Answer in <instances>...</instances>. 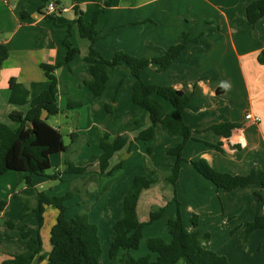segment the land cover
Wrapping results in <instances>:
<instances>
[{"label":"crops","instance_id":"crops-1","mask_svg":"<svg viewBox=\"0 0 264 264\" xmlns=\"http://www.w3.org/2000/svg\"><path fill=\"white\" fill-rule=\"evenodd\" d=\"M51 1L56 4V11L47 13L46 7ZM107 1L111 2L110 5L98 16L99 38L95 43V48L105 58H112L120 50L138 57L153 58L177 43L184 32L200 36L198 41L188 44L168 69L159 71L157 65L151 63L142 72L144 80L149 83L171 85L191 95L190 103L184 110V119L192 128L194 139L188 141L184 150L187 160L183 163L176 186L165 184L159 169L172 168L176 157L169 154L168 149L179 144L183 138L170 136L158 125L157 134L152 140H135L139 132L151 124V119L146 110L132 101L133 75L124 67L116 68L104 95L97 98L91 96L84 84L89 77L85 57L91 42L80 35L76 24L70 26L77 16L74 7L82 10L84 20L89 22L95 10ZM252 1L49 0L44 3L43 0H0V41L9 48L8 58L0 63V124L17 128L19 124L11 120L10 113H26L30 107L29 103L18 105L9 101L10 79L15 78L25 85L30 100L46 90L50 82L41 63L54 65L62 62L67 53L64 40L70 34L71 41L79 47L80 52L69 65L60 66L55 71L61 82L58 97L61 112L58 115L67 117L70 110H79L80 115L85 109L91 111L93 118L84 125L83 115L80 116L78 128H70L69 134L75 143L86 133L88 143L92 137L99 148L93 153L90 146L85 145L80 152L84 157L79 162L85 164L92 156V169L87 168L83 174L69 173L73 175L67 178L74 181L79 175L85 177L92 171L102 174L99 165L101 137L96 130L98 125H109L112 133L127 134L131 139L127 146L112 156L110 169L121 161L124 153L128 152L129 158L136 156L137 159V164L121 166L126 168L123 174L116 171L119 173L116 180H119L120 187L119 184L116 187L115 183L105 196L106 201H110L103 214L108 218L105 223L111 233L110 242L115 234L113 226L123 216V197L133 178L136 174L150 175V170L155 169L158 180L140 194L139 219L148 222L155 207L166 208L159 219L146 224V238L162 234L170 242V233L165 230L159 233L157 228L167 226L168 220L177 214L175 194L183 205L186 201L184 195L193 193V201L187 203L186 207L187 213L198 216V224L195 227L182 211L187 229L197 230L200 235L209 234L204 246L225 255L231 264H264V229H254L244 240L241 235L248 222L264 214V185L253 183L233 190L218 188L200 174L191 162L204 158L219 171L239 175L248 174L254 167L264 171V64L258 60L264 50V16L255 25L249 21L246 9ZM122 80L124 83L120 86ZM64 92L71 93L83 105L68 109ZM108 104L114 106L111 112L106 109ZM163 104L167 111L172 109V105L165 100ZM247 113L260 116L261 121L246 119ZM43 117L61 131L59 119L54 124L46 112ZM134 119H138V122ZM222 122L238 123L239 127L225 137L211 129ZM217 143L222 150L210 145ZM149 147H152L151 152L148 151ZM68 150L52 154V167L55 165L56 171H64ZM143 157L147 159L145 165L140 162ZM68 160L79 165L76 160ZM49 175L39 176L44 180L37 179L36 183L32 176L31 188L23 187L20 191L11 183L17 178L26 177V172L11 170L0 176V180L7 183L3 190L6 198L0 196V201L6 199V205L0 210L2 225L12 220L6 216L10 206L13 205L11 209L17 211L23 203L21 196L32 197L33 187L36 190L38 185L50 182L52 178ZM60 177L64 178V175ZM86 188L90 194L91 185ZM32 203L34 206L35 197ZM50 207L53 206H46L45 222L47 210L53 222L48 227L44 222L41 229L45 253L52 248L50 230L58 216V209ZM3 231L5 228H0V264L17 250L25 248L15 237L17 235L11 234L14 237L8 238L1 234ZM11 247L17 249L12 251ZM130 252L134 257H139L149 251L144 249L143 254L134 250ZM181 262L190 264L186 259L177 264Z\"/></svg>","mask_w":264,"mask_h":264},{"label":"trees","instance_id":"trees-1","mask_svg":"<svg viewBox=\"0 0 264 264\" xmlns=\"http://www.w3.org/2000/svg\"><path fill=\"white\" fill-rule=\"evenodd\" d=\"M44 3L49 0H43ZM110 1L95 10L92 19L86 22L83 11L75 8L76 18L70 26L76 24L82 37L90 40V49L85 57L89 77L84 80L93 98L103 96L106 86L112 73L118 67L126 68L134 77L132 84V101L141 106L149 113L151 124L141 130L135 140L149 141L155 138L158 125H161L170 136H181L183 140L168 149V153L176 157L175 164L171 169H159L162 173L165 184L176 186L182 171L183 163L187 160L184 150L190 139H194L192 128L184 119V110L191 100V95L171 85L154 84L144 80L142 72L151 63L157 65L159 71L168 69L182 54L189 43L198 41L200 36H192L184 32L180 40L171 45L165 53L153 58L138 57L125 51H116L112 58H105L95 48L99 38L97 22L99 14L110 5ZM43 8V5L40 9ZM249 21L255 25L264 16V0L252 1L246 9ZM1 34V33H0ZM1 40V39H0ZM64 44L67 48L65 59L58 64L41 63L45 74L49 79V87L40 94L29 99V91L25 85L15 78L9 81V101L14 104L24 105L29 103L26 113L12 111L10 118L17 122V128H12L6 123L0 124V176L4 173L15 170L27 173L26 183L32 186V176L48 175V169L52 167L51 156L57 152H65L68 145L65 143L63 134L59 128L50 124L47 117L58 115L61 109L58 104V97L61 92V82L55 71L63 65H69L79 54L80 49L70 39V34L65 38ZM9 56V48L0 41V63ZM260 63L264 64V50L258 56ZM124 80L120 82L122 86ZM67 97V108L74 109L81 107L83 102L75 99L71 93L64 92ZM163 100L172 105L167 111ZM113 105H106L111 112ZM138 122V119H134ZM239 127L238 123L222 122L211 127L216 133L228 137ZM101 133L100 146L102 153L99 156V165L102 173H111L115 168L122 166V161L110 169L112 156L127 146L131 139L127 134H114L106 128ZM222 150L219 143L210 144ZM152 151V147L148 148ZM193 167L210 180L218 188L233 190L253 183L264 185V171L254 167L248 174L239 175L222 172L215 169L206 159L199 158L192 160ZM64 171L57 170L49 176L57 179L63 173L83 174L87 166H79L70 160L65 161ZM61 172V173H60ZM156 170L151 169L150 175L136 174L123 197V216L119 218L114 226V238L109 247L111 259L118 260L122 264H177L180 260L186 259L190 264H231L225 255L215 250L206 248L204 242L209 239V234L200 235L199 231L187 229L181 203L176 194L174 200L178 203L177 214L167 222V229L171 235V241L167 242L162 236H152L146 239V245L150 253L134 257L131 250L139 249L144 238V228L147 223L159 219L165 206H158L150 213L148 222H142L138 216V201L141 192L152 186L158 178ZM73 194L71 191L64 195H49L45 191L37 190L34 194L36 203L31 208L36 214L38 228L33 232L27 224L19 227V241L25 247L17 250L12 256L1 264H34L44 260V264H103L102 245L98 226L92 223L88 213L78 212L72 217L67 214L68 206L66 199ZM6 201H0V210L4 208ZM51 205L58 209V216L55 224L50 230V242L52 245L48 253L44 252L41 228L45 222L46 206ZM23 206L21 218L26 216L28 209ZM196 214L192 215V224L197 227ZM9 229L15 228L13 221H6ZM264 229V214L256 216L248 222L242 232L244 240L254 229ZM154 254V256H153Z\"/></svg>","mask_w":264,"mask_h":264},{"label":"rangeland","instance_id":"rangeland-1","mask_svg":"<svg viewBox=\"0 0 264 264\" xmlns=\"http://www.w3.org/2000/svg\"><path fill=\"white\" fill-rule=\"evenodd\" d=\"M166 102L168 103V105H171L168 101H166ZM78 112H79V110H76L74 112L72 110H70L68 112L67 117L62 116V115H51L50 116V122L51 123L57 124L58 119L60 120V122H61L60 126H61V131L63 134V138H64L65 143L69 147V150L66 153L67 159H72L73 161L76 160V162H79V160H81L84 157V155H81L80 152L82 151V149L85 145H89L90 150L93 153H95L96 149L98 151V148H99L98 145H95L92 137H91V141H89V143H88L87 140H89V139L87 136H85L86 133L81 135V137H80L81 140H79L75 143L71 140V136L69 134V129L70 128H74V129L78 128L77 124L79 123V117L83 115V120H84L83 124L86 125L87 121L90 120L91 118H93V116H94V114H92L91 111L89 112L88 109L83 110L82 115H80ZM102 128H106L109 131L112 130L109 125H106V127H104L103 125H100V126L98 125V128L96 130H97L100 137H101V133L104 130ZM91 157L92 156H90L88 161L84 162L85 164L79 162V166H87V168L89 170L92 169L91 166L93 164L94 159ZM55 159H54V161H55ZM120 160L123 162L122 166L124 164H127V165L128 164H137L136 156L129 158L128 152L124 153L120 157ZM140 162L142 163V165L143 164L145 165L147 163V159L145 157H143V158H141ZM117 170H119V173L123 174L126 171V168H123V167L115 168L111 173H107V175H102L103 173L101 174L100 172L98 173L96 171H92L89 174L87 173V176H85V177H84V175H79V178L77 180H74V181L67 178L68 176H72L73 174L63 173L62 175H64V178L59 177L57 179H51L50 182H48V183L44 182V183L38 185L37 186L38 189H36V190L33 187V189H34V191L32 193L33 196L32 197L21 196L22 202H23L22 205L17 208V211H15L14 209H11L14 207L13 205H11L9 210H8V213L6 214V216L11 218L12 219L11 221H13L15 223V228L9 229L6 225H2V221L0 220V228H2V227L5 228V231H3L1 234L5 237H8V238H13L14 237L13 235H17L15 237H17L19 240V227L24 225V224H27L28 228L30 230H32L33 232L37 231V228H38L37 217H36V214L34 212H32V209H31L33 206L32 201L35 197L34 194L37 190L45 191L49 195H64L67 192L71 191L73 194H71V196L69 198H67L66 202H65L66 205L68 206V211H67L68 216L72 217L73 215H75L78 212L88 213L90 221L98 226V230L100 232L99 235L101 237V245H102V263L103 264H122L118 260L111 259L109 256V247H110V244L112 242V241L110 242L111 233L109 232L108 228L106 227V223H105L108 220V218L104 217V215H103L105 212L106 205H108L110 203V201L107 202L105 199L107 192H109L111 190L112 186L115 183H116V187L118 186V184L120 187V183L118 182L119 180H116V178L119 175V173L116 172ZM55 171H56L55 165L53 167H51L50 169H48L49 174H53ZM104 174H106V172ZM33 177H35V180H34L35 183H36L37 179L44 180L42 177H39L38 175H33ZM12 182H14V183H11V184L14 185V187L16 188L17 191H20L23 187L31 188V187H29L30 185H28L26 183L25 177L17 178ZM89 184L91 185L90 194L87 193V188H86V186ZM6 185H7L6 181L4 182L3 180H0V192H1L0 196H1V198H6V195L3 191L6 188ZM40 186H42V187H40ZM184 196L186 197V199H185L186 201H185V204L184 203H183V205L181 204V209L184 212L187 220L189 222H191L192 221L191 218H192L193 213L192 212L187 213L186 205H187V203L193 201L194 194L193 193L192 194L186 193V195H184ZM4 201H6V199H4ZM24 205L28 209V211L26 213V216L24 218H21L20 214H21V211H22ZM176 206H178L177 201H175V207ZM49 209L55 210L56 208L53 206V207H50ZM47 211H48V214H47V219L45 222L46 227L51 226V224L53 222V220L50 216L49 210H47ZM15 213H17V214L14 215ZM160 223H162V222H160ZM157 229H158L159 233L163 232L164 230L166 231V233H169L167 226H164V228L161 227V228H157ZM11 234H13V235H11ZM161 235H158V236H161ZM146 239L147 238L144 235V238L142 240V244H141L140 248L134 250L135 252H137L138 254L139 253L143 254L142 252H144V249L149 251L147 249ZM16 249L17 248L11 247L12 251H15ZM148 253H150V251L147 252L146 254H148ZM146 254H144V255H146ZM181 264H183V263L181 262Z\"/></svg>","mask_w":264,"mask_h":264},{"label":"built area","instance_id":"built-area-1","mask_svg":"<svg viewBox=\"0 0 264 264\" xmlns=\"http://www.w3.org/2000/svg\"><path fill=\"white\" fill-rule=\"evenodd\" d=\"M55 11H56V4H55V2H53V1L49 2L48 5H47V7H46V12L47 13H52V12H55ZM246 119L253 120L254 122L261 121L260 116L253 115L252 113H247L246 114Z\"/></svg>","mask_w":264,"mask_h":264}]
</instances>
